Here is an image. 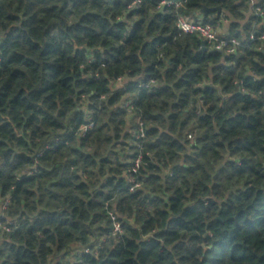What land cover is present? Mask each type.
<instances>
[{
	"label": "clouds",
	"instance_id": "clouds-1",
	"mask_svg": "<svg viewBox=\"0 0 264 264\" xmlns=\"http://www.w3.org/2000/svg\"><path fill=\"white\" fill-rule=\"evenodd\" d=\"M0 20V264H207L211 220L264 212L261 0H0ZM189 208L200 240L157 235ZM238 242L264 264V226Z\"/></svg>",
	"mask_w": 264,
	"mask_h": 264
},
{
	"label": "trees",
	"instance_id": "trees-1",
	"mask_svg": "<svg viewBox=\"0 0 264 264\" xmlns=\"http://www.w3.org/2000/svg\"><path fill=\"white\" fill-rule=\"evenodd\" d=\"M81 0H74V6L76 4H79ZM115 3L119 4L120 0H114ZM261 4L264 5V0H261ZM213 10L205 8L203 9L204 15L207 16L209 12H212ZM217 12V11H215ZM95 18V17H91ZM9 23H12L18 19V17L14 13H10L6 17H4ZM85 20L90 19V17L86 16L84 17ZM164 19H168V17H165ZM3 26V20H0V27ZM139 27V25H134L133 26V35L135 34L136 28ZM77 28H79V25H77ZM15 28H13V31ZM109 35H112L113 33L111 30L108 33ZM117 38H119V33L115 34ZM164 41L162 40L161 43ZM7 41H5V44ZM2 46V45H0ZM34 47H38V45H34ZM49 51H55V49L51 48L50 45H46L44 52L42 55L48 54ZM118 51V50H117ZM207 51V50H205ZM200 55H203L201 53ZM211 55H219L218 52H213ZM228 59V57H226ZM31 63V61H29ZM53 73H58L61 71L60 66L58 65H46ZM219 69H223L225 71H228L227 69L224 68V65H219ZM22 76V72H14L13 77L15 76ZM91 83V81H89ZM260 84H264V81L259 82ZM42 91V89L40 90ZM205 91H210V89H205ZM35 94V93H34ZM19 99V95L17 97ZM234 99H239V97H235ZM245 99H247L245 97ZM0 127H7V122H5L3 125H0ZM251 127V125H250ZM2 143V141H0ZM24 157L18 156V159H23ZM243 163V161L241 162ZM223 171V169H221ZM239 171H243V169H239ZM31 179L30 177H23L20 183ZM19 186V184H18ZM240 197L237 196L236 199H239ZM175 199V198H173ZM204 204L207 205V207L204 208V211L207 212L209 209L213 208L215 206V201L214 200H208L206 202H203ZM174 206V205H173ZM198 208L201 206H197ZM226 207L231 210V202H229ZM197 209L189 208L187 209L182 217L178 218H173L169 222V230L166 232H160L157 235L159 236H167V235H173L174 234V229L176 227L184 228L188 230L189 232H192L193 234L189 237V241H198L201 239L199 232L201 230L205 229L204 224H199L195 225L192 223H187L184 220V217L190 216L194 211ZM251 212L252 209H249ZM41 215H44L43 213ZM227 216V213L224 211H221L213 220H211L207 225H206V230H208L210 233L218 236L219 238L213 241V246L207 250V255L205 256V260L207 261V264H224L225 260H229L231 264H244V262L248 259V257L245 255L246 249L243 248V246L238 242V234L243 230L251 234H257L258 230L264 226V212L257 211L255 213L256 219H248L245 218L242 220V218L245 216L244 212L238 213L234 218L229 217L225 219ZM54 216H49L48 219H53ZM0 220H3V217H0ZM242 221V222H241ZM41 221L37 220L35 223L39 224ZM125 224H127V221H125ZM12 225L9 224L8 227H11ZM75 227V225H73ZM226 226H234L231 230L226 228ZM211 239V235L205 236L204 240L207 241ZM129 246H132V242H128ZM178 249H185V243L182 241L176 245ZM199 249H195L192 252V255L194 256ZM121 254L120 250L114 249L111 253L112 256H119ZM81 257L84 261H88L91 259L88 253L82 252ZM143 255V253H141ZM182 260L187 259V257H181ZM264 259V258H262ZM103 264H115L113 260H106L103 262ZM129 264H133V262L129 261Z\"/></svg>",
	"mask_w": 264,
	"mask_h": 264
},
{
	"label": "water",
	"instance_id": "water-1",
	"mask_svg": "<svg viewBox=\"0 0 264 264\" xmlns=\"http://www.w3.org/2000/svg\"><path fill=\"white\" fill-rule=\"evenodd\" d=\"M211 10L219 12V9H211ZM205 50H206V49H205Z\"/></svg>",
	"mask_w": 264,
	"mask_h": 264
}]
</instances>
